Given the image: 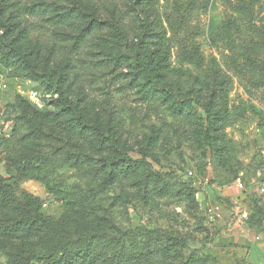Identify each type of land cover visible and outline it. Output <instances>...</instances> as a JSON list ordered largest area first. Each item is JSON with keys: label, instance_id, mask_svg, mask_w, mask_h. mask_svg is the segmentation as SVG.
Listing matches in <instances>:
<instances>
[{"label": "rangeland", "instance_id": "rangeland-1", "mask_svg": "<svg viewBox=\"0 0 264 264\" xmlns=\"http://www.w3.org/2000/svg\"><path fill=\"white\" fill-rule=\"evenodd\" d=\"M230 1L204 0L193 19L205 55L223 66L246 46L244 29H225L236 18ZM162 5L169 10L170 0ZM80 30H46L49 48L31 64L0 51V135L6 138L0 173L16 175L26 138L35 142L33 152L48 153L47 179L18 186L42 200L41 211L51 220L0 237V264H19L22 250L53 247L62 248L63 258L89 251L92 264H264V91H249L234 77L228 110L221 112L227 120L213 131L208 156L204 110L195 99L212 82L195 64L174 51L160 80L171 94L156 92L129 65L135 31L126 39L108 30L79 45ZM150 49L147 41L140 61L149 60ZM104 57L123 65L111 73L98 66ZM47 72L59 90L43 81ZM61 95L103 128L105 143L102 135L74 125L75 115L58 103ZM125 156L142 167L127 170ZM108 160L118 162L114 176ZM19 212L0 205V219ZM215 212L220 216L213 218ZM257 221L260 232L250 225ZM69 239L74 242L67 245ZM168 245L163 255L160 249Z\"/></svg>", "mask_w": 264, "mask_h": 264}, {"label": "trees", "instance_id": "trees-1", "mask_svg": "<svg viewBox=\"0 0 264 264\" xmlns=\"http://www.w3.org/2000/svg\"><path fill=\"white\" fill-rule=\"evenodd\" d=\"M164 0H0V51H6L10 58H19L26 64L37 59L49 48L45 42V32L49 28H80L76 43L85 44L89 39L114 30L126 39L129 30L137 33L135 55L130 57V66L141 70L152 90L171 94V90L161 83L164 74L161 67L166 65L174 51L178 57L195 64L204 76L212 82V88L205 91L197 104L204 110L205 153L212 151L213 131L217 125L224 124L227 117L221 112L228 110L230 93L237 77L245 88L264 91V0H232L230 10L236 18L225 24V29H236L246 35V46L239 54L234 53L223 66L216 57H207L200 41L201 28L194 23L197 11L205 6L204 0H170L169 10H163ZM262 14V15H261ZM150 41L149 60L140 61L142 46ZM120 60V59H119ZM100 58L98 66L114 72L123 64L120 60ZM51 88L60 89L54 74L41 75ZM63 111L75 115L74 125L82 129H91L102 135L104 130L97 123H88L78 106L68 101L66 96L58 98ZM45 121V120H44ZM48 123L47 121H45ZM106 137V136H105ZM25 157L16 165V175L10 178L0 173V205L16 206L20 216L0 219V237L10 236L22 229L34 230L45 227L51 220L41 211L42 200L20 188L18 182L25 179L46 180L48 153L33 152L34 141L26 138ZM112 139V138H108ZM6 138L0 135V145ZM107 141V137L106 140ZM105 141L103 143H105ZM127 170L136 173L141 161L125 156ZM115 160L107 161L109 174L114 176ZM202 168V166H201ZM13 180L14 183L9 181ZM257 232L263 230L262 222H250ZM138 229H145L140 226ZM155 233L153 229H147ZM90 240L91 236H87ZM69 239L67 245L73 243ZM65 246L63 249L67 248ZM229 243L228 246H238ZM170 245L160 249L163 255L168 253ZM62 248L49 250H22L15 261L19 264H31L37 261L43 264H92L91 252L82 251L76 256L63 258ZM78 257V258H77Z\"/></svg>", "mask_w": 264, "mask_h": 264}, {"label": "built area", "instance_id": "built-area-1", "mask_svg": "<svg viewBox=\"0 0 264 264\" xmlns=\"http://www.w3.org/2000/svg\"><path fill=\"white\" fill-rule=\"evenodd\" d=\"M46 205V204H45ZM220 216V213L219 212H215L214 214H212V217L215 218V217H219Z\"/></svg>", "mask_w": 264, "mask_h": 264}]
</instances>
